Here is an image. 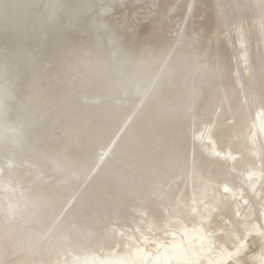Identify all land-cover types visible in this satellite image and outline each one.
Returning a JSON list of instances; mask_svg holds the SVG:
<instances>
[{
	"label": "bare ground",
	"instance_id": "1",
	"mask_svg": "<svg viewBox=\"0 0 264 264\" xmlns=\"http://www.w3.org/2000/svg\"><path fill=\"white\" fill-rule=\"evenodd\" d=\"M0 264H264V0H0Z\"/></svg>",
	"mask_w": 264,
	"mask_h": 264
}]
</instances>
